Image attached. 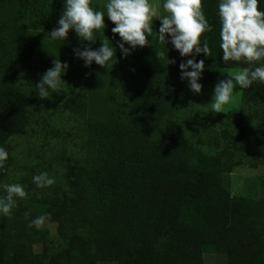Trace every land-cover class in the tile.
<instances>
[{"label": "trees", "instance_id": "1", "mask_svg": "<svg viewBox=\"0 0 264 264\" xmlns=\"http://www.w3.org/2000/svg\"><path fill=\"white\" fill-rule=\"evenodd\" d=\"M219 3L202 0L213 26L201 38L209 57L181 56L170 35L161 44V20H153L149 45L126 44L131 54L125 57L103 6L90 2L106 16L95 42L74 29L66 40H53L49 33L59 26L66 0H0V147L9 154L0 180L14 167L11 141L26 134L30 109L41 99L36 85L56 59L69 65L61 87L78 89L64 110L78 117L84 133L83 158L55 163V183L32 195L29 216L50 214L58 245L33 251L51 237L29 226L28 208L16 210L11 222L1 214L0 264H204L205 253L223 255L227 264H264V192L258 198L231 192L236 144L264 142V83L242 89L240 113L218 114L221 129L213 141L206 124L186 128L177 118L193 99L181 63L203 59L205 69L264 64H225ZM258 7L264 11V0ZM103 39L116 56L106 68L95 61L86 67L74 49L97 50ZM19 246L27 251L15 259L11 250Z\"/></svg>", "mask_w": 264, "mask_h": 264}, {"label": "clouds", "instance_id": "2", "mask_svg": "<svg viewBox=\"0 0 264 264\" xmlns=\"http://www.w3.org/2000/svg\"><path fill=\"white\" fill-rule=\"evenodd\" d=\"M91 0H66L65 10L58 21L59 26L49 34L53 40H66L70 30L74 29L81 40L95 42L96 31L104 32L106 28L105 17L107 16L116 26L112 28L113 34L121 38L119 48L128 56L131 49L149 45L148 37L153 33V20L159 18L162 24L158 31V39L161 44L168 43L166 35L171 36V43L181 56H195L204 53L211 55L208 41H202L206 32L213 31L202 10V0H165L163 10L167 15H160L157 7L150 0H107L103 5L105 12L90 6ZM259 0H220L218 5L220 28V48L223 53V61L227 64L232 62H244L248 65L264 60V11L259 10ZM102 46L93 50L74 49L78 58L85 61V66L96 64L107 67L109 61L116 56V48L110 47L108 39H103ZM159 59L165 57L163 50L157 51ZM54 67L48 69L38 83L39 97L49 98L51 93L61 91L62 75L65 74L69 65L56 59ZM170 63H175L171 60ZM181 79L189 81L190 89L194 93H201L203 85L198 81L202 78L205 69L203 59L197 62L188 59L186 63L179 65ZM192 70L189 71L188 69ZM229 78L220 80L215 86L214 97L211 104L212 111L225 113L224 106L233 98L237 85L241 89L250 88L254 82L264 83V64L259 67H242L235 72L228 71ZM218 126V125H217ZM8 152L0 147V169H3L8 159ZM34 182L40 188L50 187L55 183L54 178L44 172L33 177ZM7 195L0 198V213L5 216L11 215V210L16 207L14 197L21 199L28 194L20 184L4 185ZM50 214L37 217L30 223V227L43 225Z\"/></svg>", "mask_w": 264, "mask_h": 264}, {"label": "rangeland", "instance_id": "3", "mask_svg": "<svg viewBox=\"0 0 264 264\" xmlns=\"http://www.w3.org/2000/svg\"><path fill=\"white\" fill-rule=\"evenodd\" d=\"M91 2L103 6L107 3V0H91ZM162 2L164 4L165 0ZM162 15H167V13L163 10ZM229 70L235 72L237 69H204L202 78L198 81L203 85L202 92L197 94L190 89L193 99L187 108L178 113L177 117L186 128L193 122L197 125L206 124L208 135L212 137V141L216 134L219 133L221 125L217 121L219 113L212 111L210 103L214 97L215 86L220 80L229 78ZM83 92H87V89H84ZM49 93V98H41L30 109L26 134L11 141L15 164L9 177L0 180V198H4L7 195L4 189V185L7 184L22 185L28 195L23 199L14 197L16 207L12 209L10 222L14 218L13 214H15L16 210L26 212L24 208H28V216L30 212H35L33 211L34 206L31 204L33 202L32 195L38 192V186L33 180L34 176L46 172L51 177V174L55 173V163L67 157L73 159L83 158L81 153L84 143L83 124L76 115L64 110L66 100L76 96L78 89L68 85L61 87V91L52 93L51 89H49ZM242 110V89L237 85L233 98L224 106V112L240 113ZM208 135H204V137L207 138ZM23 180L28 184L23 185L21 182ZM231 192L234 196L253 198L263 195L264 142H238L236 144L234 169L231 173ZM29 217L32 220L37 218L34 215ZM33 226L37 229H47L51 237L48 242L33 245L35 253L50 251L58 245V224L56 222L46 220L39 227ZM26 251L27 247L19 246L11 250V256L19 259L25 256ZM204 264H227V259L223 255L205 253Z\"/></svg>", "mask_w": 264, "mask_h": 264}, {"label": "crops", "instance_id": "4", "mask_svg": "<svg viewBox=\"0 0 264 264\" xmlns=\"http://www.w3.org/2000/svg\"><path fill=\"white\" fill-rule=\"evenodd\" d=\"M163 0H150V3L157 7V10L159 11V14L162 15L163 11ZM162 7V8H161ZM154 20H160L159 18H155Z\"/></svg>", "mask_w": 264, "mask_h": 264}]
</instances>
